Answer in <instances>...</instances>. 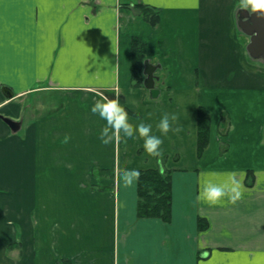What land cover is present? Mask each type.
<instances>
[{"label":"crops","instance_id":"crops-1","mask_svg":"<svg viewBox=\"0 0 264 264\" xmlns=\"http://www.w3.org/2000/svg\"><path fill=\"white\" fill-rule=\"evenodd\" d=\"M238 3L0 0V113L20 122L0 119V264H264V16L247 26L262 29L255 59ZM136 4L158 11L156 25ZM134 36L160 64L155 98L131 79ZM101 95H119L129 122L157 136L174 113L163 155L122 134L102 144L106 121L90 110ZM199 106L210 116L201 154ZM149 168L170 171V221L138 217L137 182H118ZM227 173H245L239 200H197Z\"/></svg>","mask_w":264,"mask_h":264},{"label":"clouds","instance_id":"clouds-1","mask_svg":"<svg viewBox=\"0 0 264 264\" xmlns=\"http://www.w3.org/2000/svg\"><path fill=\"white\" fill-rule=\"evenodd\" d=\"M238 9L246 10L250 13H259L264 16V0H239ZM236 8V9H237ZM93 114L106 121L105 126L100 130L99 140L104 145H109L113 140L121 139V134L127 139L139 138L143 140V149L149 156L160 157L163 155V139L170 131L177 132L179 128H174L173 124L177 122L178 117L172 113L165 112L156 124L157 130L161 136L152 133V125L140 123L134 125L129 122L128 112L119 101V95L116 98H109L101 95L91 107ZM151 114H149V118ZM208 176H215L216 173H208ZM245 173H240V179H236L235 173H227V179L222 183H213L205 179L201 184L197 200H203L210 203H216L223 197H228L232 203L240 199L242 194V180ZM140 172L137 169H124L118 176V182H122L127 187L133 186L139 180Z\"/></svg>","mask_w":264,"mask_h":264},{"label":"trees","instance_id":"trees-1","mask_svg":"<svg viewBox=\"0 0 264 264\" xmlns=\"http://www.w3.org/2000/svg\"><path fill=\"white\" fill-rule=\"evenodd\" d=\"M138 13L153 26L158 22V11L150 6L136 4ZM146 52L145 42L134 36L131 39V79L134 84L143 85L142 73ZM158 70V69H157ZM209 112L203 106L197 110V152L201 154L209 140ZM140 176L136 183L138 217H156L163 221L171 219V176L170 171L160 168L139 170ZM204 227V224H200Z\"/></svg>","mask_w":264,"mask_h":264},{"label":"water","instance_id":"water-1","mask_svg":"<svg viewBox=\"0 0 264 264\" xmlns=\"http://www.w3.org/2000/svg\"><path fill=\"white\" fill-rule=\"evenodd\" d=\"M256 13H250L244 10L243 14L240 13L238 17V21L240 23L241 29L250 36V43L247 46V50L249 52L250 57L257 58L259 55L258 48L262 47L258 44V40L261 38L262 29H253L252 27L248 28V25H251V21H254ZM245 18L244 20H242ZM253 23V22H252ZM264 31V29H263ZM160 68L159 63H153L150 59L146 58L144 60L142 73L144 75L143 78V86L148 89L150 96L155 98L159 94V89L155 86V81L158 79V76L155 75L156 69ZM2 92L6 97H12L14 93L7 86L2 87ZM0 119H2L12 131H16L20 127V122L4 116L0 113Z\"/></svg>","mask_w":264,"mask_h":264},{"label":"rangeland","instance_id":"rangeland-1","mask_svg":"<svg viewBox=\"0 0 264 264\" xmlns=\"http://www.w3.org/2000/svg\"><path fill=\"white\" fill-rule=\"evenodd\" d=\"M2 94H3V96L5 97V95H4L3 92H2ZM14 95L17 96L18 94H15V93H14ZM14 95H13V97H14ZM5 98H6V97H5ZM36 108H37V107H36ZM33 109H35V108H33ZM33 109H31V110H33ZM26 111H27V110H26ZM227 127H228V123H227L225 120H223V125H221V128L227 130ZM225 130H224V131H225ZM224 131H219V132L223 134ZM220 147H221V148H220V149H221V152H223V151L225 150V148H226V145H225L224 143H221V146H220Z\"/></svg>","mask_w":264,"mask_h":264}]
</instances>
